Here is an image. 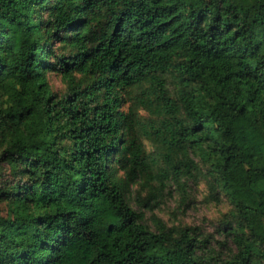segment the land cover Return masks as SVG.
Wrapping results in <instances>:
<instances>
[{
	"label": "trees",
	"instance_id": "1",
	"mask_svg": "<svg viewBox=\"0 0 264 264\" xmlns=\"http://www.w3.org/2000/svg\"><path fill=\"white\" fill-rule=\"evenodd\" d=\"M0 161V264H264V0H0ZM201 176L225 255L141 210Z\"/></svg>",
	"mask_w": 264,
	"mask_h": 264
},
{
	"label": "rangeland",
	"instance_id": "2",
	"mask_svg": "<svg viewBox=\"0 0 264 264\" xmlns=\"http://www.w3.org/2000/svg\"><path fill=\"white\" fill-rule=\"evenodd\" d=\"M237 3V0H231ZM48 80L52 92L62 95L68 90V85L62 78L55 73H48ZM142 114L144 112H141ZM152 150V148H151ZM14 181L13 176L7 164L0 161V186ZM186 191L183 193L175 185H169L164 190L160 199V204L153 211L141 209L145 214L146 223L152 226L153 219H159L168 228L180 230L185 228L194 229L202 236L212 235L213 246L218 252L228 253L231 243L226 239L222 229L225 223L231 219L233 207L225 195H221L219 203H215L210 197V188L206 178L201 176L197 184L188 183ZM135 198L137 194L146 197V193H141L138 186L132 188ZM245 199H256L250 192L240 194ZM137 209V207L133 204ZM9 214L5 202H0V217H6ZM216 241H226L227 249H220Z\"/></svg>",
	"mask_w": 264,
	"mask_h": 264
}]
</instances>
